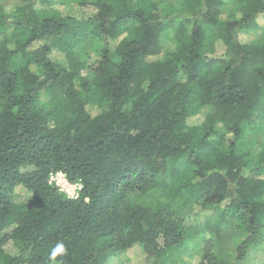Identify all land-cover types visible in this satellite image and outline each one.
<instances>
[{
  "label": "trees",
  "instance_id": "16d2710c",
  "mask_svg": "<svg viewBox=\"0 0 264 264\" xmlns=\"http://www.w3.org/2000/svg\"><path fill=\"white\" fill-rule=\"evenodd\" d=\"M2 4L0 264L134 247L171 264L188 244L242 264L263 246L264 0Z\"/></svg>",
  "mask_w": 264,
  "mask_h": 264
},
{
  "label": "rangeland",
  "instance_id": "374dc122",
  "mask_svg": "<svg viewBox=\"0 0 264 264\" xmlns=\"http://www.w3.org/2000/svg\"><path fill=\"white\" fill-rule=\"evenodd\" d=\"M23 0H2V5H5V9L7 12L12 11V6L21 5ZM61 10H63V6H58ZM66 9L69 13H74L76 10V4H70L66 6ZM66 11V12H67ZM260 22L264 24V16L260 19ZM242 41H247L245 36H241ZM169 43H167L168 45ZM172 44H169L171 47ZM90 62H94L97 57L94 50H90ZM92 111V110H91ZM98 110L93 109L92 113L96 114ZM188 244L187 248H183L180 252L176 253L174 256L171 257V264H196V257L193 251V248H190ZM9 252L11 254L16 253L14 249H11L10 246L8 247ZM107 264H150L146 261V258L142 252L140 247H134L126 252H122L115 257H112ZM242 264H264V244L262 247L251 250L248 252L245 261Z\"/></svg>",
  "mask_w": 264,
  "mask_h": 264
},
{
  "label": "built area",
  "instance_id": "2783aa9c",
  "mask_svg": "<svg viewBox=\"0 0 264 264\" xmlns=\"http://www.w3.org/2000/svg\"><path fill=\"white\" fill-rule=\"evenodd\" d=\"M48 184L55 187L59 192L66 195L70 199L78 197V192L81 190L80 183L71 184L66 178V175L61 172L50 173L48 175Z\"/></svg>",
  "mask_w": 264,
  "mask_h": 264
},
{
  "label": "clouds",
  "instance_id": "9594fccd",
  "mask_svg": "<svg viewBox=\"0 0 264 264\" xmlns=\"http://www.w3.org/2000/svg\"><path fill=\"white\" fill-rule=\"evenodd\" d=\"M64 252V245L63 244H58L56 249L53 250V255L51 259L55 260V256L59 255Z\"/></svg>",
  "mask_w": 264,
  "mask_h": 264
}]
</instances>
